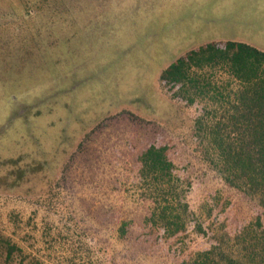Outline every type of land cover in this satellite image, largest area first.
Returning <instances> with one entry per match:
<instances>
[{
  "label": "rangeland",
  "instance_id": "374dc122",
  "mask_svg": "<svg viewBox=\"0 0 264 264\" xmlns=\"http://www.w3.org/2000/svg\"><path fill=\"white\" fill-rule=\"evenodd\" d=\"M220 41L264 52V0H0V232L6 215L21 225L11 258L0 236V264H187L233 245L261 207L217 178L193 138L224 70L199 72L188 107L160 84ZM151 145L187 190L172 236L147 222L167 186L137 188Z\"/></svg>",
  "mask_w": 264,
  "mask_h": 264
},
{
  "label": "trees",
  "instance_id": "16d2710c",
  "mask_svg": "<svg viewBox=\"0 0 264 264\" xmlns=\"http://www.w3.org/2000/svg\"><path fill=\"white\" fill-rule=\"evenodd\" d=\"M219 68L224 70L226 77L221 86L215 87L211 109H205L198 125L195 121L193 138L217 178L255 200L262 213L233 239L229 238L234 241L231 247L224 249L215 244L208 250L195 252L187 264H264V52L242 42L208 43L172 63L162 72L160 84L174 102L188 107L197 96L193 90L200 88L199 72ZM170 90H176L175 95ZM174 168L166 147L151 145L140 157V184L137 186L142 190L140 192L145 194L150 188L167 186L166 191H157L147 220L151 225L163 228L167 236L184 229L187 207L183 199L187 190L178 182L180 179H174ZM23 172L21 169L17 174ZM17 222L7 215L3 220L0 236L7 244L8 258L19 250L9 236L21 229ZM196 231L207 236L201 225ZM120 232L121 236L125 235L124 229ZM60 246L66 248L69 243L64 239ZM92 262L89 264H94Z\"/></svg>",
  "mask_w": 264,
  "mask_h": 264
}]
</instances>
